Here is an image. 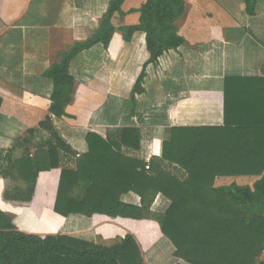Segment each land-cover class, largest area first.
<instances>
[{
	"label": "crops",
	"instance_id": "1",
	"mask_svg": "<svg viewBox=\"0 0 264 264\" xmlns=\"http://www.w3.org/2000/svg\"><path fill=\"white\" fill-rule=\"evenodd\" d=\"M146 1L124 0L120 12L111 18L115 32L108 46L95 44L70 61L71 101L63 117H52L48 131L38 128L49 116L52 81L45 73L61 53L97 31L109 0H0V158L11 150L12 159L19 158L24 148L16 149L15 143H23L29 130H36L30 156L56 138L70 149L56 168L39 172L29 202L5 198L8 181L0 176V210L12 217L19 231L105 246L132 235L141 254L148 251L164 238L154 221L54 211L61 170L74 172L78 161L84 160L86 135L93 133L107 141L114 139L115 130L137 129L138 148L121 146L115 151L110 146L103 160L112 158L111 152L118 153L148 165L150 169L144 168L148 173L155 159L162 157L163 143L173 130L223 127L225 111L228 121H233L239 107L259 103L264 96V0L257 1L253 16L246 14L243 0H185V13L175 23L183 43L144 67L149 59L144 33L135 32L126 42L120 29L138 25V10ZM142 72V93L132 96ZM95 165L85 170L97 177L96 172L108 167L107 163ZM171 166V173L183 175L177 164ZM120 173L122 183L119 188L113 186L114 197L139 208L140 196L125 189L127 172ZM136 173H141L140 168ZM232 178L216 177L213 187L249 186L246 182L251 187L259 179ZM169 205V198L158 193L151 211L163 214Z\"/></svg>",
	"mask_w": 264,
	"mask_h": 264
},
{
	"label": "trees",
	"instance_id": "2",
	"mask_svg": "<svg viewBox=\"0 0 264 264\" xmlns=\"http://www.w3.org/2000/svg\"><path fill=\"white\" fill-rule=\"evenodd\" d=\"M123 1L109 0L97 31L86 41L70 46L47 69L45 75L52 81L49 116L39 124V130L51 131L52 117L65 115L74 91V80L68 73L70 61L95 44L108 46L115 32L111 18L120 12ZM257 1L243 0L247 15H254ZM185 10V0H147L138 10V25L120 29L126 42L135 32L144 33L149 54L144 67L155 64L164 53L183 43L175 23ZM143 78L142 72L132 96L142 93ZM261 81L264 85V79ZM258 99L259 103L239 107L233 121H228L229 113L225 111L223 127L173 130L170 140L163 143L162 157L155 159L148 173L144 165L118 153L111 152L112 158L103 160L111 151L110 146L115 151L121 146L138 148L137 129L115 130L114 139L109 137L107 141L88 133L84 160L78 161L74 172L61 170L54 211L61 215L78 213L90 217L99 213L110 218L154 221L171 244L173 257L186 264H264L260 260L264 253V96ZM34 131H27L23 143H15L16 149L24 148L19 158L12 159L14 150L0 158V176L8 181L4 193L7 199L17 197L20 202H29L39 172L56 168L61 155L70 154L67 145L56 138L30 156ZM95 163L108 165L106 171L96 172L98 177L85 170L87 165L95 168ZM172 164H177L183 175L171 173ZM137 168L141 173H136ZM121 170L127 172L125 189L140 196L139 208L123 205L114 197L113 186L119 188L122 183ZM238 176L259 179L251 187L234 184L213 187L216 177ZM73 192L78 195H69ZM158 193L170 200L163 214L151 211ZM0 264L146 263L132 235L105 246L63 235L26 234L17 229L10 215L0 210Z\"/></svg>",
	"mask_w": 264,
	"mask_h": 264
},
{
	"label": "rangeland",
	"instance_id": "3",
	"mask_svg": "<svg viewBox=\"0 0 264 264\" xmlns=\"http://www.w3.org/2000/svg\"><path fill=\"white\" fill-rule=\"evenodd\" d=\"M240 184L244 185L243 182H240ZM246 184L251 185L249 182H246ZM172 254L173 248L171 244L167 239L162 238L156 246L148 251L142 252V258L146 264H174L175 260L179 263L182 262V260L173 257ZM260 260H264V253L260 256Z\"/></svg>",
	"mask_w": 264,
	"mask_h": 264
},
{
	"label": "built area",
	"instance_id": "4",
	"mask_svg": "<svg viewBox=\"0 0 264 264\" xmlns=\"http://www.w3.org/2000/svg\"><path fill=\"white\" fill-rule=\"evenodd\" d=\"M145 169H146V170H148V169H149V166H148V165H146V166H145Z\"/></svg>",
	"mask_w": 264,
	"mask_h": 264
}]
</instances>
